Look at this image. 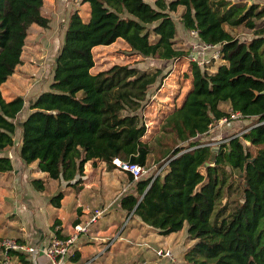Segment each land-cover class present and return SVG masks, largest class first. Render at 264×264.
<instances>
[{
	"label": "trees",
	"instance_id": "16d2710c",
	"mask_svg": "<svg viewBox=\"0 0 264 264\" xmlns=\"http://www.w3.org/2000/svg\"><path fill=\"white\" fill-rule=\"evenodd\" d=\"M84 1L87 17L78 7L72 11L50 87L36 96L23 118V160L36 161L48 178L78 191L89 160H103L108 169L119 166L116 158L147 167L156 146L146 139L148 125L139 110L166 77L164 70L116 62L93 72L94 48L122 38L143 56L188 62L190 84L181 99L178 92L174 95L156 137V159L164 158L159 163L164 166L137 179L123 169L135 188L125 189L119 206L125 219L132 213L130 220L152 227L158 241L183 231L184 264H264V5L247 0ZM43 5L44 0H0V173L13 169L4 152L15 143L16 118L25 105L22 95L7 99L2 86L23 61L31 24L50 25ZM179 7L185 27L196 29L201 41L219 45V61L201 64L189 58L190 47L181 42L173 15ZM239 25L252 29L253 36L239 38L233 31ZM236 111L243 115L239 118H254L243 134L247 143L234 135L217 147L201 137ZM198 174V193L210 198L201 210L189 199ZM31 181L38 190L47 189L45 177ZM65 195L59 189L50 202L61 207ZM61 225L54 213L51 227L63 236ZM140 241L152 247L150 238ZM152 248L151 256L160 258L156 250L170 247ZM16 253L22 263L32 264Z\"/></svg>",
	"mask_w": 264,
	"mask_h": 264
},
{
	"label": "rangeland",
	"instance_id": "374dc122",
	"mask_svg": "<svg viewBox=\"0 0 264 264\" xmlns=\"http://www.w3.org/2000/svg\"><path fill=\"white\" fill-rule=\"evenodd\" d=\"M247 1L249 3L258 2L260 5H264V0ZM77 7L81 10L84 17H87L89 12V3L85 2L84 0H44L42 10L43 13L49 17L50 25L48 27H44L37 23L31 24L27 42L24 46V51L22 54L23 61L18 65L12 77H10L2 86L3 94L7 99H10L16 95H22L25 98V105L16 118L17 132L14 135L15 143L12 147L6 149V151L12 154L13 160H15V155L17 156V148L20 149L21 147L20 136L23 118L29 112L30 104L33 99H35L41 91L47 90L50 87V83L53 80L56 57L64 41L67 23L72 11ZM181 10V7H179L178 11L173 12V15L178 24V35L181 39V42H183L187 47H190L191 52L193 51V45L196 44V48L199 50L198 60L208 61L210 58H212L214 49L203 48L199 42V39L192 35L191 29H188L184 26L180 18ZM233 31L241 39H248L253 36V30L245 27L244 25L234 26ZM218 46L219 45L217 44V47ZM94 55L95 65L92 68L93 72H97L101 69L107 68L108 66L116 62L135 64L141 69L159 66L164 70V76L166 77H164L161 81H159L152 87V89L148 93V97L145 101L144 106L139 110L140 114H142L145 122L148 125L146 139L156 146V148L153 149L150 155L151 158L149 160V165L147 166V168L150 169V172L158 171L164 166H159V163L163 162L164 158L160 161L156 159L157 151L158 149H160L157 145L156 137L162 132L161 119H163L164 115L167 113V109L171 106V102L174 101V95L178 92L177 95L179 97L183 96L185 90L190 84L188 62H179L173 60L168 61L156 56H143L137 52L132 51L122 38H119L110 44H102L96 46L94 48ZM220 59H217V61H219ZM160 88H162V90H160ZM156 92L159 93L158 96H154ZM253 121L254 118H239L237 120H232L223 125L214 127V129L211 131L212 136L210 138L206 137L207 134L203 136L205 140H210V142H213V144L211 145L217 147L220 143L227 142L229 138L234 135H241L244 142L247 143V140L244 138L243 134L251 128V124L253 123ZM252 149L255 150V147H252ZM114 162L118 165L117 158ZM44 173L45 172L40 171L36 174V176H44ZM100 173L102 175L100 174L94 177L97 184H103L105 186H111L112 184L114 185H112L111 189L109 190L111 196L107 198L105 202L94 205V207L90 210V213L92 215L96 209H105L104 212H108V214L113 215H109L108 217L101 219L100 222H98L94 227L104 226L114 217L116 220L115 222L119 223L118 225H114L117 230L121 227V220L125 219V214H123V217L118 214L120 210V200H118V197L128 190H125L123 187H121V184L130 183L129 173L123 170L120 166H118L116 169H108V167H106V169H101ZM148 173L149 170L146 171L143 176L147 175ZM197 178L198 180L194 179L190 187L189 199L192 206H195L196 209L201 210V208L208 205L210 198L207 192L203 191L202 194L198 193V186L201 181V175L198 174ZM2 179L3 178H1L0 180ZM98 180H100L101 182ZM57 182L59 181H52L51 184L48 183L47 189L44 192H40V190L38 191L34 187H29L28 191L19 193V195L13 193L12 195H10L11 197L6 198L7 201L2 199V195L6 193V190L3 188L4 185H1L0 200H2V202H0V207L3 208V212L0 213V246L1 241L4 238L13 237V234L17 233V230H19V227H21L22 225V219L13 217L12 213L14 211H12V209H19L21 202H27V196L35 199L34 202L40 201L42 205V201H47L48 198L50 199L52 195L57 193L60 184L61 187H64L62 186V182L60 184H57ZM127 187H129V185H127ZM110 202L112 203L109 207L108 204ZM22 214H24V211L22 212ZM128 222L132 224H127ZM123 223V226L127 224L126 228H137L138 230H140L139 220L135 217L131 218V220L130 218H128L127 221L125 219ZM136 235L139 234L135 232L133 236ZM149 238L152 240V242H150V244H152V247H170L175 255L176 260L171 262L166 258H159L153 253L155 256H153L155 258L153 260H159L160 262L157 264H184L183 256L182 254H180L181 247L185 244L183 231L177 233L176 235H171V239L163 241L157 240L158 235L156 232L153 233ZM149 238L146 239L149 240ZM138 239L144 240L145 238L139 236ZM139 244L140 243L136 241V251L140 249L141 245ZM152 247H149L147 249H153ZM75 253L76 251L73 253V256H77V254ZM131 254L132 253L126 255V257H131ZM150 254H152L151 251ZM44 263L51 264L50 260L47 258L44 260ZM40 264H42V260H40Z\"/></svg>",
	"mask_w": 264,
	"mask_h": 264
},
{
	"label": "crops",
	"instance_id": "0c3cea01",
	"mask_svg": "<svg viewBox=\"0 0 264 264\" xmlns=\"http://www.w3.org/2000/svg\"><path fill=\"white\" fill-rule=\"evenodd\" d=\"M160 90H162V88H160ZM158 95L159 93L156 92L154 96ZM181 97L182 96H180L179 99H181ZM172 104L173 101L171 102V105ZM223 124L225 123L216 121L209 129L206 137L210 138L212 136L211 131L214 129V127ZM201 137L204 138L203 135ZM209 143L213 144V142ZM4 153L8 154L13 162V169L10 172L0 173V179L3 178L2 180H0V187L1 185H4L3 188L6 190V193L2 195V199L7 201L6 198L11 197L10 195H12L13 193L19 195V193L28 191L29 187L35 188L31 180L41 170L37 168L36 161L33 163H27L26 161H24L21 157L19 148H17V156L15 155V160H13L12 154L8 151H5ZM106 167L107 165L103 160H97L95 164L93 163V160L87 161L85 164L86 175L83 183L84 187L80 191H78L74 186L67 185V182L65 181H61L63 184L62 186H64L61 187V182L59 180L50 179L47 177V173H44V176L41 177H45L48 180V183L51 184L52 181H59L57 182V184L59 183L61 187H59V189L65 190L66 195L63 199L62 206L58 208L54 207L49 198L47 201H42L43 204L41 205L40 201L34 202L35 199L31 198L30 196H25L27 198V202H21L19 209H12V211H14L12 213L13 217L22 219V225L21 227H19V230H17V233H12L13 237L21 239L20 241L26 243L27 245H33L34 247H36V250L33 252L21 251L25 254L26 258H28L32 262V264H40V260H42V264H45L44 260L46 258L49 259L43 253V249L47 247L53 234H56L51 227L52 217L54 213L57 214L62 220L61 226L63 228V236H68L75 232L76 224L84 223L92 216L90 210L94 207V205L105 202L107 198L111 196L109 190L114 184H112L111 186H105L103 184L99 185L94 179L96 175L101 174V169H106ZM124 184H121V187H123L124 189L128 188L127 185H129L131 191L135 188V186L131 182L125 185ZM35 189L38 190L37 188ZM44 191L45 190L40 192ZM0 202H2V200H0ZM111 203L112 202L108 204L109 207ZM119 208L120 210L118 214L123 216L125 212L120 206ZM23 211L24 214H22ZM1 212H3L2 207H0V213ZM105 214H108V212H104L102 215L98 216L97 219L93 221L94 224L92 223L93 225L91 224L92 226L88 228L86 232L80 233L78 239L75 241L72 247V251L68 256L65 264L160 263L159 260H153V256H151L150 251L147 249V247L142 245L140 246V249L136 251V241L138 243L141 242L138 239L139 236H142L143 238H145L144 240H147L146 238H149L153 233H155V230L152 227L142 222V220L138 219L140 230H138L137 228H127L123 230L125 225H122L119 229L116 230L114 225H118L119 223L115 222L116 220L114 217L110 220V222L106 221V225L94 227L98 222H100L101 219H104L109 215H113ZM77 219H79L80 221L76 222ZM135 232L139 235L133 236ZM75 251V254H77V256H73V253ZM130 253H132L131 257H126V255H129ZM1 254L2 247L0 246V255ZM93 254L98 257L96 258V260H94V262L89 263L88 258H90ZM12 256L19 264H24L20 261V257L16 253V250L12 252ZM50 262L52 264L51 260Z\"/></svg>",
	"mask_w": 264,
	"mask_h": 264
},
{
	"label": "built area",
	"instance_id": "2783aa9c",
	"mask_svg": "<svg viewBox=\"0 0 264 264\" xmlns=\"http://www.w3.org/2000/svg\"><path fill=\"white\" fill-rule=\"evenodd\" d=\"M191 33L193 36L197 37L199 39V42L203 48H213V55L211 59H220V49L219 46L217 47V44L214 43H206L204 41H201V39L198 36V31L196 29H191ZM197 45L194 44L192 49L193 51L190 54L191 60H197L199 63L203 64V62L208 61H201L198 60L199 56V50L196 48ZM243 116L240 111L232 112L230 116H224L221 119H219V122L226 123L232 119H237L239 117ZM212 127V126H211ZM118 165L125 170L130 171L133 173L134 178L137 179L141 177L146 171L149 170V168L140 165L136 162H130V161H124L119 160ZM161 169V168H160ZM160 169L156 172V174L160 171ZM105 209H96L95 212L92 214V216L87 219L84 223H79L75 225V232L68 236H60L57 234H53L49 244L46 248L43 249V253L52 261V264H65L68 256L70 255L72 251V247L75 243V241L78 239L80 233L86 232L89 228V225L97 219L98 216H100ZM132 216V213H130L127 217L130 218ZM126 219V221H127ZM1 247H2V254L0 255V264H19L12 256V252L14 250L16 251H28L33 252L36 250V247L33 245H27L26 243L18 240L15 237H7L4 238L1 241ZM157 254L160 257H168L171 260H175V256L173 251L170 248L164 249L160 248L157 249ZM97 256H93L91 259H89L88 262L95 259Z\"/></svg>",
	"mask_w": 264,
	"mask_h": 264
},
{
	"label": "bare ground",
	"instance_id": "6f19581e",
	"mask_svg": "<svg viewBox=\"0 0 264 264\" xmlns=\"http://www.w3.org/2000/svg\"><path fill=\"white\" fill-rule=\"evenodd\" d=\"M117 161H119V159L117 158Z\"/></svg>",
	"mask_w": 264,
	"mask_h": 264
}]
</instances>
